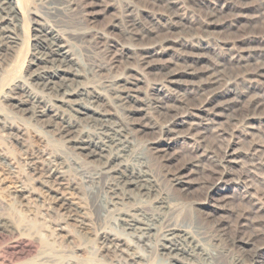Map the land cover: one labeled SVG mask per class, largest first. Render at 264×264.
<instances>
[{
  "label": "rangeland",
  "instance_id": "obj_1",
  "mask_svg": "<svg viewBox=\"0 0 264 264\" xmlns=\"http://www.w3.org/2000/svg\"><path fill=\"white\" fill-rule=\"evenodd\" d=\"M21 11L20 45H0V264H135L133 252L142 264H168L162 234L171 225L217 254L215 264H264V0H21ZM38 22L64 37L87 86L125 123L107 83L140 87L150 126L133 135L135 152L159 193L134 207L164 218L147 248L131 238L117 253L102 251V236L124 223L94 206L89 177L97 164L77 156L49 120L30 119L16 106L34 84ZM54 156L70 165L90 233L64 226L53 195L33 181L35 160ZM23 185L36 195L15 193ZM162 197L170 210L159 206Z\"/></svg>",
  "mask_w": 264,
  "mask_h": 264
},
{
  "label": "bare ground",
  "instance_id": "obj_2",
  "mask_svg": "<svg viewBox=\"0 0 264 264\" xmlns=\"http://www.w3.org/2000/svg\"><path fill=\"white\" fill-rule=\"evenodd\" d=\"M24 22L21 0H0V45L9 50L19 46L20 37L16 31ZM36 28L35 40L39 51L35 57L36 70L32 74L34 84L22 89L26 100L17 99V108H22L21 112L27 113L30 119L49 120L48 124L58 132L60 140L71 144L74 150L79 152L77 156L85 154L97 164L96 173L89 177L91 191L97 195L94 206L104 214L117 213L124 223L121 229L115 225L119 233L110 232L102 236V251L117 253L126 246L127 239L131 238L145 247L148 246L150 239L159 233V226L164 218L157 219L144 212V209L134 207V203L143 198H150L158 192L157 182L147 160L135 152L136 139L133 135L144 132L145 128L150 126L145 119L148 113L142 103L140 87H137L139 85L119 79L107 83L111 99L127 113L133 131L129 128L130 124L118 117L116 111L112 112L102 105L103 98L100 94L87 86L84 81L87 77L83 72L85 70L81 69L79 59L64 37L43 23L38 22ZM133 29H129V32ZM1 79L2 76L0 82ZM168 123L166 122V127ZM9 130L12 133V128ZM17 133L18 137L23 135ZM15 135L17 137V134ZM227 155H223L222 162H226ZM2 161V164H7L6 160ZM69 167L66 161L56 156L47 162H42V159L35 160L31 169L32 178L42 190L53 195V209L63 212L64 226L72 223L77 234L90 233V221L84 213L86 207L84 209L80 200L74 201L79 191L73 179L69 177ZM224 169L226 170V167ZM182 179L183 177H175L180 183L183 182ZM15 193L26 199L36 195V190L30 185H23ZM166 200L163 197L158 200L159 206L163 210H170ZM128 205L134 209L126 210ZM225 227L222 224L221 229L224 232ZM66 228L61 226L60 230L68 233ZM162 237L164 254L170 260L168 264H215L218 255L210 252L200 239L187 230L171 225ZM130 257L135 264L144 263L140 254L133 252ZM242 260L237 259L239 263H242Z\"/></svg>",
  "mask_w": 264,
  "mask_h": 264
}]
</instances>
